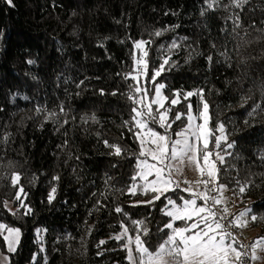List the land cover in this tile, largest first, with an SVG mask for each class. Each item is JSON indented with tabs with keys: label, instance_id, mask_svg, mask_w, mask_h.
Returning <instances> with one entry per match:
<instances>
[{
	"label": "trees",
	"instance_id": "trees-1",
	"mask_svg": "<svg viewBox=\"0 0 264 264\" xmlns=\"http://www.w3.org/2000/svg\"><path fill=\"white\" fill-rule=\"evenodd\" d=\"M220 3L209 8L206 0H0V222L21 230L10 264H128L125 241L114 239L123 231L122 220L128 226L114 211L117 205L130 219L148 217L150 231L143 238L151 247L164 237L159 228L169 218L161 203L133 207L150 197L121 191L134 171L131 154L139 151L125 126L134 115L128 86L135 83L130 75L141 55L134 41H154L146 46L150 65L173 40L181 45L171 57L175 65L158 81L165 83V95L203 89L210 127L225 122L233 133L229 140L236 147L229 151L238 159L228 158L235 169L228 176L222 168V182L237 173L243 180L264 172V112L248 115L257 104L264 108V0H247L242 9ZM236 14L240 26L233 31L229 17ZM157 30L165 31L155 37ZM140 81L154 87L144 77ZM191 100L195 109L199 98ZM186 104H177L173 113L186 111ZM49 111L59 123L46 118ZM185 122L182 117L172 127L179 130ZM105 140L127 153L115 155ZM13 173L20 174L15 187ZM253 179L259 188L236 197L229 190L237 211L247 206L264 213V177ZM19 186L30 214L18 207ZM249 229L254 239L264 237V219L250 220ZM0 251L5 253L1 238Z\"/></svg>",
	"mask_w": 264,
	"mask_h": 264
},
{
	"label": "snow or ice",
	"instance_id": "snow-or-ice-1",
	"mask_svg": "<svg viewBox=\"0 0 264 264\" xmlns=\"http://www.w3.org/2000/svg\"><path fill=\"white\" fill-rule=\"evenodd\" d=\"M206 2L209 8L221 6L220 0ZM246 2L247 0H228L224 7L242 9ZM7 3L12 5V0H7ZM229 18L233 20L234 31L240 26L239 16L236 14ZM163 31L165 30H157L152 35L160 37ZM153 42L143 39L133 42L141 55L135 60V74H124L125 79L130 75L131 80L135 81L128 86V99L134 105L131 109L134 115L129 121H125V126L138 141L139 151L131 154L136 158L134 171L130 175L128 187L121 191L131 196L139 194L150 197L135 201L131 205L133 207L155 206L159 201L162 214L169 219L159 228L165 235L153 248L143 238L150 231L147 226L148 217L143 220L130 219L128 213L117 205L114 211L127 219L128 226H125V220H122L123 231L114 239L125 241L121 247L126 251L128 264H255L256 261L264 259L261 255L264 253V237H259L250 246H246L237 239L231 229L247 227L249 219L252 222L258 218L264 219V213H256L246 206L238 215H233L223 193L231 190L236 197L246 193L252 186L259 188L260 184H256L253 177L257 175L264 177V172L251 173L243 180L238 178L237 173V176H231L228 183L222 182L224 176L221 175V169L223 168L225 175L228 176L229 169H235V165L229 163L228 158L238 159V156L229 151L236 147V141L229 140L233 133L229 131L225 122L217 121L210 127L212 125L210 105L204 98L203 89L169 90V94H164L166 85L159 82L158 78L175 65L171 57L181 45L173 40L171 46L164 50L163 58H158V62H151L150 65L146 46ZM207 59L211 62L212 56ZM141 77L154 87L144 88L140 81ZM80 84H83V81H80L77 87ZM194 96L199 98L195 109L191 100ZM145 97L150 99L146 100ZM182 101H187L186 111L173 113V108ZM257 109L264 112V108L257 104L248 115L253 116ZM36 111L45 110L37 108ZM59 111L64 112L62 105ZM182 117H186V122L179 126V130L173 129L172 125L181 121ZM46 118L59 123L55 111L47 112ZM63 123L66 124L68 121L64 120ZM247 123L245 120V124ZM4 139L6 140V137ZM104 143L106 147L114 149L117 156L128 151L120 145L109 144L106 140ZM260 159L264 162V153L260 155ZM185 169L195 172L198 179L190 181L185 178ZM10 179L15 187L20 180V174L13 173ZM55 191L53 187L48 197L49 203L54 199ZM184 193L188 195L185 196ZM21 194L27 196L23 186H19L15 199L21 201L19 208H27L24 214H30L31 208L23 203ZM198 201L203 203L200 204ZM221 205L223 207H219ZM5 232L7 235H4ZM129 232L133 235L129 236ZM20 234L19 228L0 222V235L6 242L8 252L16 251ZM103 243L105 241H100V244ZM3 261L4 264H10L8 256H4Z\"/></svg>",
	"mask_w": 264,
	"mask_h": 264
},
{
	"label": "rangeland",
	"instance_id": "rangeland-1",
	"mask_svg": "<svg viewBox=\"0 0 264 264\" xmlns=\"http://www.w3.org/2000/svg\"><path fill=\"white\" fill-rule=\"evenodd\" d=\"M4 1L7 3V0H4ZM145 99L148 100L149 98L145 97ZM153 107L156 108L155 105ZM161 111H163V109H161ZM197 122L201 123L202 121H197ZM185 178H187L190 181H195L196 179H198V176L195 172L188 170V169H185ZM183 186L186 187V185H183ZM194 187H195V185H194ZM223 195L227 200V206L230 209L231 213L233 215H238L241 210L240 211L236 210V208L234 206L235 200H234V197L232 196V192L226 191L223 193ZM201 202L203 203V201H201ZM219 207H223V205H221ZM230 219H231V217H230ZM249 223H250V219H249ZM249 223H248V226L245 228H235L234 227L231 229L232 232L236 235L237 239L246 246H250L252 243H254L257 240V239L253 238V234H252L251 230L249 229ZM4 235H7V233L5 232ZM0 238L3 241L4 250H5V253H2L0 251V264H4V261H3L4 256H8L11 253L7 251V245H6V242L3 240L2 235H0ZM261 255L264 256V253H262ZM255 264H264V259L256 261Z\"/></svg>",
	"mask_w": 264,
	"mask_h": 264
}]
</instances>
